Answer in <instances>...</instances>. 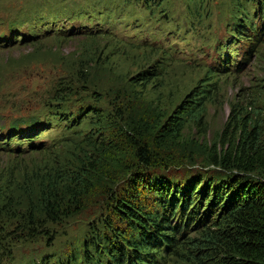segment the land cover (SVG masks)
<instances>
[{
	"label": "rangeland",
	"instance_id": "rangeland-1",
	"mask_svg": "<svg viewBox=\"0 0 264 264\" xmlns=\"http://www.w3.org/2000/svg\"><path fill=\"white\" fill-rule=\"evenodd\" d=\"M245 1L0 0V264H58L92 227L101 230L112 216L107 203L142 169L134 138L148 146L152 168L159 175L167 169L170 182L182 187V177L194 172L214 178L229 173L210 164V153L219 154L232 140L235 118L256 117L264 127V44L248 53L251 45L233 34V25L243 20L233 17L239 7L255 14L257 25L264 24V13ZM223 66L229 71L220 74ZM71 86L101 102L91 98L83 105L72 95L66 101L70 114L81 108L83 118L84 107L96 106L114 118L101 125L115 128L103 138L113 141L102 164L109 178L94 188L82 214L24 232V209H17L18 198L6 202L7 195L100 141L94 115L81 119L72 134L51 120L52 110L61 109L52 98L60 100L58 94ZM195 94L205 96V112L199 121L194 115L184 122L181 108ZM33 120L42 126L28 130ZM90 129L85 140L79 137ZM38 142L45 151L36 149ZM141 181L134 196L152 205V179ZM8 205L15 214L6 213ZM223 206L214 208L211 220L227 214ZM202 228H191L185 237L198 236ZM116 230L125 235L122 225ZM160 256L164 264L186 260L179 249Z\"/></svg>",
	"mask_w": 264,
	"mask_h": 264
},
{
	"label": "trees",
	"instance_id": "trees-1",
	"mask_svg": "<svg viewBox=\"0 0 264 264\" xmlns=\"http://www.w3.org/2000/svg\"><path fill=\"white\" fill-rule=\"evenodd\" d=\"M245 2L251 4L258 14L264 13V0ZM242 7L237 9L239 16H233L237 22L243 18L242 24H232L235 27L233 34L251 45L248 53H257V49L264 44V24L257 25L253 22L255 14L250 17L249 12H245ZM69 32L72 36L78 35V30L72 29ZM228 71L223 66L222 71L218 72L223 74ZM79 88L68 87L69 90H62L58 94L60 100L52 98L61 109L55 107L57 109L52 110L55 113L51 120L61 123L72 134L81 119L94 115L100 126L99 144L90 141L91 144L85 150L81 148L80 152H73L66 165L53 166L39 174L35 172L34 181H31L32 178L27 179L24 184L21 183L22 186L14 188L7 195L6 202L18 198L17 209H24L23 224L19 228L21 231H32L47 224L57 226L68 218L82 214L90 206L91 192L100 188L99 183H104L109 178V174L102 173L103 169L109 167L102 164L106 163L103 159L110 152L113 141L112 138H103L115 128L109 129L108 124L105 127L101 125L103 122L113 123L114 118L106 109L97 111L96 106L84 107L86 111L83 114L86 116L83 118L81 108L75 114H70L66 106L70 96L79 95L83 99V105L95 98L87 93L81 95L77 92ZM203 97L205 96L185 101L181 108L185 115L179 119L185 122V119L190 120L195 115L199 121V114L205 112ZM94 102L100 103L101 98L94 99ZM51 120L45 124H50ZM184 122L179 124V130L183 128ZM39 125L42 126V123L33 120L27 129ZM234 128L236 130L232 140L225 148L219 154L210 153V164L229 173L214 178V175L194 172L182 177L186 179L183 187L182 183L170 182L167 169L163 170L165 175H159L156 168H152L148 146L132 139L131 143L134 144L133 149L142 169L107 203L112 208L110 221H104L101 230L99 227H92L85 234V238L77 242L76 246H71V253L64 254L66 257H59L58 264H164L165 260L160 255L169 251L176 253L177 249L186 259L185 264H264L263 122L260 123L256 117H237ZM10 130L15 128L12 126ZM42 130L44 132L47 128ZM91 131L94 130L90 129L86 134L80 133L79 137L85 140ZM36 149L45 151L39 142ZM233 171L235 174H232ZM250 176L258 177L254 181ZM144 178L152 179V205L150 202L144 204L140 198L134 196L145 182L141 181ZM140 181L141 185L138 184ZM13 185L11 181L7 186L12 189ZM111 194L110 192L109 195ZM221 204L224 205L223 211L227 209L223 213L227 214L219 220H211L212 216L209 214ZM14 209L15 207L8 205L5 211L7 214H15ZM173 218H176L174 226L171 225ZM121 225L125 235L116 230ZM193 227V231L203 228L198 231V236L185 237V232Z\"/></svg>",
	"mask_w": 264,
	"mask_h": 264
}]
</instances>
